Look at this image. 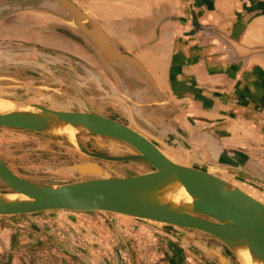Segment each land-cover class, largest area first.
Wrapping results in <instances>:
<instances>
[{
	"label": "crops",
	"instance_id": "1",
	"mask_svg": "<svg viewBox=\"0 0 264 264\" xmlns=\"http://www.w3.org/2000/svg\"><path fill=\"white\" fill-rule=\"evenodd\" d=\"M72 1L147 69L154 86L142 77L139 92L147 96L144 106L155 104L152 117L168 122L204 161L264 181V0ZM48 5V0H0V32L36 30L39 42L50 27L78 31L65 10ZM173 139L183 164L198 165ZM217 175L264 201L245 181ZM106 217L49 211L0 220V264H70L59 241L106 264L218 263L195 238L185 236L202 256L143 222ZM109 231L116 237L106 244L99 233Z\"/></svg>",
	"mask_w": 264,
	"mask_h": 264
},
{
	"label": "water",
	"instance_id": "2",
	"mask_svg": "<svg viewBox=\"0 0 264 264\" xmlns=\"http://www.w3.org/2000/svg\"><path fill=\"white\" fill-rule=\"evenodd\" d=\"M48 2L49 7L63 9L69 14L72 26L91 42L109 65L119 63L131 66L154 86L144 65L135 56L122 52L105 31L72 0ZM29 46L35 54L42 57L45 55L36 45ZM117 77L124 82L119 74ZM108 87L111 92L100 86L101 93L126 110L135 129L98 114L90 104L85 108L75 106L77 111H74L53 97L43 98L42 104L11 98L16 105L28 109L0 113V128L24 130L63 140L88 156L111 161H139L154 170L131 176L113 172V176H110L97 163L79 161L72 167L73 173L79 178L88 179L39 184L19 177L0 159V185L9 190L0 192V220L49 211L110 213L147 223L202 256L198 247L185 240V236L195 238L215 258L218 262L216 264H235V261L242 264L236 251L240 247L246 248L255 260L264 264V201L217 174L243 180L263 194L264 181L242 170L204 161L188 144L180 141L174 128L152 117L145 109H140L138 119L158 133V136L154 135L138 124L130 110L131 105L125 103L124 98L112 87ZM62 126L73 128L80 135L118 140L135 150L129 149L131 155L126 157L95 154L85 149L76 139L73 142L68 137L50 131ZM162 135L179 140L184 153L193 156L198 165L183 164L184 155L162 140ZM158 146L181 163L170 159ZM176 186L183 189L193 201L183 206L166 202L168 190ZM81 260L84 264H93L87 258L81 257Z\"/></svg>",
	"mask_w": 264,
	"mask_h": 264
},
{
	"label": "flooded vegetation",
	"instance_id": "3",
	"mask_svg": "<svg viewBox=\"0 0 264 264\" xmlns=\"http://www.w3.org/2000/svg\"><path fill=\"white\" fill-rule=\"evenodd\" d=\"M43 34L46 35L45 39H42L43 42L42 40L38 42L14 38L10 39L11 43H0V70H4L0 72V86L5 87L0 91V97L16 98L37 104H42L43 98L53 97L74 111H77L75 106L85 108L87 104H90L98 114L135 129L126 110L118 103L109 100L105 93H101L100 86L111 92L112 90L108 87L110 86L124 98L125 103H130V110L138 124L158 136L157 132L145 126L138 119L137 114L140 109H146L147 113L152 115L155 104L147 101L144 106L143 101L147 96L139 92V89L144 87L145 81L133 67L127 68L119 63L109 65L107 59L95 51L81 33L69 26L66 28L50 27ZM22 42L33 43L31 45H36L38 50L45 52L46 55L43 57L31 55L32 47ZM117 74L124 83L117 77ZM152 96L155 95L152 94ZM150 104L153 105L150 107ZM160 137L167 143L176 145L171 136ZM84 139L93 140L98 147L88 146L83 141ZM98 139L103 142H98ZM56 140L67 143L63 140ZM78 140L85 149L109 157L130 156L131 153L128 150H135L123 142L110 138L79 135ZM158 147L172 159V155L160 146ZM0 159L8 166L1 157ZM79 161L97 163L110 176H113V172L131 176L154 170L148 164L139 161H111L80 152L58 160L59 170L66 173L73 172L72 167ZM114 163H131L133 166L125 169L111 167ZM10 169L18 175L12 168ZM244 190L247 191V189Z\"/></svg>",
	"mask_w": 264,
	"mask_h": 264
},
{
	"label": "rangeland",
	"instance_id": "4",
	"mask_svg": "<svg viewBox=\"0 0 264 264\" xmlns=\"http://www.w3.org/2000/svg\"><path fill=\"white\" fill-rule=\"evenodd\" d=\"M26 23H29V22H24V25ZM10 24H13V23H10ZM35 31L36 30H33V32L29 31L26 34L24 33L25 31L18 32V33L2 31L0 32V37H1L0 39L18 38V40L21 39V40H28V41L33 40L34 41V40L39 39V36H40V35H37L38 33ZM85 39L88 40L86 37ZM88 42L90 41L88 40ZM27 55H30V54H27ZM31 55H37V54L33 52L31 53ZM0 72H4V70H0ZM138 73L141 77H143L140 72ZM4 88L5 87L0 86V91ZM16 100H21V99H16ZM55 100L58 101L57 99ZM23 101H26V100H23ZM27 102H30V101H27ZM58 102L62 103L61 101H58ZM86 136H89V135H86ZM83 141L88 146H91V147H96L98 145L97 143L93 142V140L84 139ZM98 142H103V141L101 139L100 140L98 139ZM75 148L73 145H71L68 142L67 143L59 142L56 139L46 137L43 135H39L33 132L18 130V129L0 128V157L20 177L30 182L39 183V184H58V183H65V182H72V181H78L81 179H86V178H79L78 176H75L73 172L69 171L66 173V172H62L61 170H59L60 166L58 164L60 163L58 162V160L60 161L61 159H63V157L71 156L75 152L83 153L77 148L76 149ZM130 166H133V164L114 163L111 165V167L121 168V169H125ZM6 191H9V190H6L5 186L0 185V192H6ZM96 214L102 216L103 219L104 218L106 219L107 218L106 216H121V215H114V214L102 213V212H96ZM18 217H14L11 219H15ZM21 218H24V217H21ZM136 221H139V220H136ZM141 225L150 226L147 223L141 224ZM99 235L102 238V241L106 244H110L111 240L115 239L116 237L115 236L116 234L112 231H109V233H106V234L99 233ZM63 236L66 237L65 235ZM57 247L58 249L64 252L66 256L65 260L69 261L70 264H84L81 260V257H84L90 260L86 256L85 251L82 248H78V251H72L69 248V244L67 241H59L57 243ZM66 249H68L71 253H74V255L69 253ZM90 261L93 264L105 263L103 260L99 262H93L92 260ZM235 264H238L237 261H235Z\"/></svg>",
	"mask_w": 264,
	"mask_h": 264
},
{
	"label": "bare ground",
	"instance_id": "5",
	"mask_svg": "<svg viewBox=\"0 0 264 264\" xmlns=\"http://www.w3.org/2000/svg\"><path fill=\"white\" fill-rule=\"evenodd\" d=\"M26 110L27 107H22L16 105L11 98L0 97V113H7L15 110ZM50 131L68 137L71 141H75V139L79 142L78 132L69 127H60V128H52ZM165 201L174 205V206H183L185 203H190L193 201V198L190 197L183 189L179 186H176L170 190L165 195ZM238 253V257L242 264H263L261 261H257L253 258V256L246 250V248L236 249Z\"/></svg>",
	"mask_w": 264,
	"mask_h": 264
}]
</instances>
